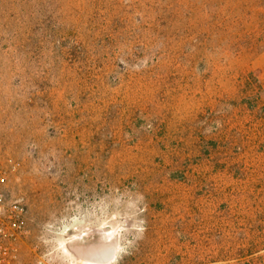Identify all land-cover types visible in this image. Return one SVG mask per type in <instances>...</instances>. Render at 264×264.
<instances>
[{
    "label": "rangeland",
    "instance_id": "obj_1",
    "mask_svg": "<svg viewBox=\"0 0 264 264\" xmlns=\"http://www.w3.org/2000/svg\"><path fill=\"white\" fill-rule=\"evenodd\" d=\"M0 164L9 264H264V0H0Z\"/></svg>",
    "mask_w": 264,
    "mask_h": 264
},
{
    "label": "built area",
    "instance_id": "obj_2",
    "mask_svg": "<svg viewBox=\"0 0 264 264\" xmlns=\"http://www.w3.org/2000/svg\"><path fill=\"white\" fill-rule=\"evenodd\" d=\"M8 173L0 164V264H9L14 245L25 233L26 208L20 200L9 199Z\"/></svg>",
    "mask_w": 264,
    "mask_h": 264
},
{
    "label": "water",
    "instance_id": "obj_3",
    "mask_svg": "<svg viewBox=\"0 0 264 264\" xmlns=\"http://www.w3.org/2000/svg\"><path fill=\"white\" fill-rule=\"evenodd\" d=\"M111 257L109 256H103L102 258H99L96 260L97 263H106L108 260H110Z\"/></svg>",
    "mask_w": 264,
    "mask_h": 264
},
{
    "label": "bare ground",
    "instance_id": "obj_4",
    "mask_svg": "<svg viewBox=\"0 0 264 264\" xmlns=\"http://www.w3.org/2000/svg\"><path fill=\"white\" fill-rule=\"evenodd\" d=\"M109 253H110V252H109ZM101 256H102V257H103V256L105 257V256H106V252L102 253Z\"/></svg>",
    "mask_w": 264,
    "mask_h": 264
}]
</instances>
